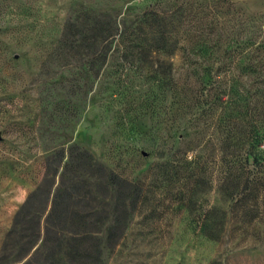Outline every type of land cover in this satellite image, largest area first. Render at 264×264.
<instances>
[{
	"label": "rangeland",
	"instance_id": "rangeland-1",
	"mask_svg": "<svg viewBox=\"0 0 264 264\" xmlns=\"http://www.w3.org/2000/svg\"><path fill=\"white\" fill-rule=\"evenodd\" d=\"M146 7L168 12L181 7L182 13L172 17L177 36L221 38L224 50L225 24L264 16V0H0V264H46L56 237L67 244L54 264H264V220L245 223L229 217L217 239L205 236L200 213L211 204L227 207L215 182L200 194L196 207L201 204L202 210L191 209L182 198L188 182L160 165L181 148L188 155L199 153L205 173L214 177L225 101H195L183 116L191 135L181 141L161 123L164 105L173 101H151L149 85L135 66L121 72L120 59L113 54L102 61L95 55L87 58L80 47L57 49L65 23L81 19L84 9L131 18ZM172 60L175 73L182 72L180 54ZM220 63L213 70L222 77L225 67ZM217 85L215 80L209 89L223 88ZM70 144L87 149L106 170L140 181L144 200L114 245L107 241L109 215L96 233H79L76 239L68 231L50 233L51 244L39 246L45 211L37 242L26 253L32 230L8 232L41 182L47 157ZM55 188L56 183L51 193ZM107 203L110 208L111 201ZM67 251L76 253L71 262ZM86 253L89 257H82Z\"/></svg>",
	"mask_w": 264,
	"mask_h": 264
},
{
	"label": "trees",
	"instance_id": "trees-1",
	"mask_svg": "<svg viewBox=\"0 0 264 264\" xmlns=\"http://www.w3.org/2000/svg\"><path fill=\"white\" fill-rule=\"evenodd\" d=\"M181 13V7L171 12L146 7L131 18H118L109 12L84 9L81 19L74 17L65 23L57 49L80 47L87 58L95 55L102 61L113 54L120 59L117 67L121 72L135 66L149 85L151 101H173L164 105L161 123L163 128L173 129L175 139L181 141L191 135L186 125L188 119L183 116L197 104L195 101H225V120L218 122L214 177L205 173V161L199 153L188 155L185 149H175L170 158L160 163L168 171L174 169L178 179L188 182L190 187L182 192V198L191 209L202 210L201 204L196 207L200 194L215 182L227 207L211 204L200 213L198 224L205 236L217 239L229 217L235 216L245 223L264 220V16L248 17L238 25L225 24L224 50L221 38L209 41L178 37V25L172 17ZM178 53L184 70L175 73L172 58ZM218 61L224 64L225 76L213 70ZM215 80L218 87L225 80V86L211 91ZM250 114L253 119L247 116ZM144 197L140 181L106 170L87 149L70 144L47 157L41 182L17 211L8 234L18 231V227L30 228L34 239L26 241L27 253L37 242L45 211L44 239L39 244L44 247L50 243V233L68 231L71 239L79 233H96L110 215L107 241L114 245L124 236L131 214L141 206ZM29 216L30 224L26 225ZM65 243L63 237L50 243L46 264L60 262ZM94 251L97 252V246ZM64 254L70 262L76 258L74 252ZM82 255L89 257L87 253Z\"/></svg>",
	"mask_w": 264,
	"mask_h": 264
}]
</instances>
